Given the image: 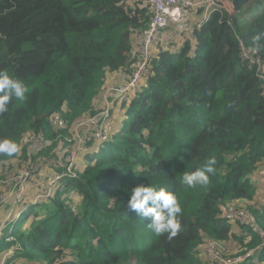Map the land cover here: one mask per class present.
Listing matches in <instances>:
<instances>
[{"label": "trees", "instance_id": "obj_1", "mask_svg": "<svg viewBox=\"0 0 264 264\" xmlns=\"http://www.w3.org/2000/svg\"><path fill=\"white\" fill-rule=\"evenodd\" d=\"M229 2L231 26L212 14L194 29L192 46L166 44L170 30H161L171 26L160 29L146 75L127 87L142 61L146 0H0V71L28 88L23 102L13 97L0 114V138L21 149L0 155V183L15 159L13 178L50 160V171L61 172L65 159L57 156L74 147V125L105 110L113 119L107 141H89L52 196L18 218L3 217L0 262L16 245L5 264H213L198 249L210 237L229 248L226 258L249 254L241 264H264L257 235L223 218L227 204L240 201L264 228V196L251 181L264 162V95L255 68L240 56L241 42L264 59V47L253 43L259 37L264 46V0ZM30 137L46 146L32 154ZM212 157L209 184L185 186L183 174ZM148 183L181 204L182 229L171 240L128 208L131 189Z\"/></svg>", "mask_w": 264, "mask_h": 264}, {"label": "built area", "instance_id": "obj_2", "mask_svg": "<svg viewBox=\"0 0 264 264\" xmlns=\"http://www.w3.org/2000/svg\"><path fill=\"white\" fill-rule=\"evenodd\" d=\"M151 7V17L144 29L143 33H139L138 37L140 40V55L142 61L137 67L136 72L128 83L127 87L137 85L142 76L146 75L147 67L146 62L151 49L152 41L158 31L169 24H175L181 20L183 27L180 30L182 41L192 43L194 36V29L199 28L203 22L210 19L213 13L218 12L220 14V22L228 26H231V16L233 14V7L228 0H146ZM199 10V20L194 24L186 22L183 18L185 11ZM227 14V19H224ZM223 18V19H222ZM240 56L245 59L249 67H254L257 77L262 83V93L264 95V63L258 57L256 52L251 49L245 48L240 42ZM264 60V59H263ZM127 87H121L120 91L125 90ZM54 123H57L61 128L65 127L58 115L51 117ZM113 125V119L108 115L105 110L99 114L91 116L86 119L78 121L73 127L72 139L74 147L70 150L67 155L66 162L64 164V171L62 173H50L43 174L39 170L38 164H31V168L23 167L16 176L10 177L11 185H8L5 192L1 193L0 188V207L5 201L9 199L13 200L10 206V212L12 213L15 209V200L36 202L39 199H43L52 196L57 183L65 175H72L71 172L75 166V159L79 152L87 149L88 142L93 140L96 142L107 141L111 128ZM28 148L32 154H36L41 151L46 143L41 139L30 137ZM63 154H59V158ZM37 165V166H36ZM39 176V177H38ZM255 177L264 182V162L256 171ZM34 180V183L31 182ZM20 212L17 211L15 216L18 218ZM223 218L237 222L240 225L251 230L260 239V244L264 245V228L260 227L256 222L251 212L243 206H229L223 211ZM204 256L213 261V264H239L243 261L247 255L240 254L235 257H225V253L228 251V247L222 243H218L211 238L206 240L204 245ZM18 247L15 245L7 254L17 250ZM6 254V255H7ZM5 255V256H6ZM4 256V257H5ZM0 264H5L1 261Z\"/></svg>", "mask_w": 264, "mask_h": 264}, {"label": "clouds", "instance_id": "obj_3", "mask_svg": "<svg viewBox=\"0 0 264 264\" xmlns=\"http://www.w3.org/2000/svg\"><path fill=\"white\" fill-rule=\"evenodd\" d=\"M233 13H234V10H233ZM199 15L200 13L198 12V18L196 19V22L199 20ZM193 19L195 18L193 17ZM204 23L205 22H203V24ZM259 39H260L259 37H256L253 40V43L257 49H259L260 47H264L258 43ZM170 41L171 40H169V42ZM171 42H173V46L175 48H178V43L180 42L186 43L187 41L177 40V41H171ZM193 42H194V36H193L192 43ZM27 92H28L27 86L20 79L10 76L8 72L0 71V114L6 113L8 111L10 99L14 97L17 101L23 102ZM20 150H21L20 145L14 139L7 138V137L0 138V155L11 157L19 153ZM60 153L63 154V156L60 158L65 159L64 151H60L58 153V156ZM64 164H65V161L62 164L63 170L61 172L59 171L57 172L41 171V172L47 175L50 173H62L64 171ZM215 165H216V160L214 157H212V158H209L202 167L197 168L194 171H190V172L186 171L182 176L183 184L187 186L188 188H195L197 186L208 185L210 182L209 174L215 173ZM255 179L257 178L255 177ZM128 208L129 210L134 211L139 217L148 219L150 221L148 222V227L157 236L167 234V238L171 240L173 237L177 236L178 233L182 229V225L179 219V216L182 213L181 204L178 200L177 195L174 194L169 189H167L166 187H162V186H159L156 184H150V183L140 184V185L133 187L131 189L130 198L128 200ZM245 208L248 209L247 207ZM16 210L21 212V209H16ZM203 255L204 254L202 253V250H201L199 257L203 258L204 260H207V258ZM245 255L248 256L249 254H245ZM4 256L3 258L6 257ZM243 261H241L239 264H241Z\"/></svg>", "mask_w": 264, "mask_h": 264}, {"label": "rangeland", "instance_id": "obj_4", "mask_svg": "<svg viewBox=\"0 0 264 264\" xmlns=\"http://www.w3.org/2000/svg\"><path fill=\"white\" fill-rule=\"evenodd\" d=\"M253 4H254V2H251L249 5L252 6ZM191 15H193V17H194L195 19L198 18V13H196V11H193V10H187V11H185L184 16H183V18L186 20V22H190V21H191V18H190ZM178 23H181L180 26H177ZM169 26H171V27H167V28H164L163 30H161V31H164L165 29H169V30H170V32H167V34H166V36H165L166 41H167V39H170L171 41H177V40H180L181 35H180V32H178L177 30H179V28L183 27L181 20L178 21V22L175 23V24H169ZM161 31H160V32H161ZM138 50H139L138 52L141 53L140 49H138ZM257 55H258V54H257ZM258 57H259V58L262 60V62L264 63V60H263L259 55H258ZM146 67H147V66H146ZM112 126H113V125H112ZM114 126H116V125H114ZM111 131H112V128H111ZM91 141H93V140H91ZM64 158H65V162H66V158H67V156H65ZM38 165H39V170H40V171H44V172L50 171V170L52 169V167L55 166V165H54V161H51V160L47 162V165H43V164H38ZM36 166H37V165H36ZM259 167H260V166H259ZM259 167H257L256 171L258 170ZM9 168H10V170L8 171L7 181H3V182L0 183V188L2 189V190H1V193L6 191V188H7V186H8V182H10V179H9V178H10V175L12 174L11 169H14L13 172H15L16 170H18V169L20 168V166L17 165V160H16V159L10 161ZM44 168H45V170H44ZM256 171H255V172H256ZM41 175L44 176V174H41ZM38 177H39V176H38ZM251 181H252L253 183H256V184H257L258 190L261 192V195L264 196V182H261V181H259L258 179H253L252 176H251ZM31 182L34 183V180H32ZM2 185H7V186L3 187ZM12 201H13V200H11V199H9V201H8V200L5 201V202L1 205L0 209L2 210V207H3V206L11 205L10 203H11ZM36 202H37V201H36ZM36 202H31V203H30L29 201H26V200H25V201H21V202H19V201L15 200V204H17V207L20 208V209H23L24 207H25V208H28V207L34 206V205L36 204ZM18 203H19V204H18ZM229 206H244V207H247V204H245V203H241L240 201H238V202L233 201V202H230V203L227 204V208H228ZM10 209H11V208H9L8 210H6V212H5V210H3V213L1 212L2 214H1L0 222L2 221L3 217H5L4 219H7V218L11 219V218H13V216L16 214L17 210H14V209H13L12 213H9V212H10ZM15 209H16V208H15ZM4 212H5V214H4ZM14 218H16V217H14ZM12 220H13V219H12ZM12 220H11V221H12ZM3 224H4V223H3ZM3 224H2V225H3ZM235 227H236V225H235ZM208 238H210V237H204V238H203V240H204L203 242H204V243L202 242L201 245H200V247H198V249H201V250H202V253H204V250H205L204 245H205L206 240H207ZM211 239H212V240H215V241H217V242L219 243V241H218L217 239H214V238H211ZM238 255H240V254H238ZM203 256H204V255H203ZM1 260L4 261L5 258H3V256H1Z\"/></svg>", "mask_w": 264, "mask_h": 264}, {"label": "crops", "instance_id": "obj_5", "mask_svg": "<svg viewBox=\"0 0 264 264\" xmlns=\"http://www.w3.org/2000/svg\"><path fill=\"white\" fill-rule=\"evenodd\" d=\"M191 23H195L196 22V19H191V21H190ZM162 35V34H161ZM165 36H166V34L164 35V40H165ZM169 40L170 39H167V41L165 40V42H166V44H167V42H169ZM181 43H183V42H180V43H178V46L181 44ZM189 46H192V44H194V42L193 43H190V42H188L187 43ZM76 197V196H75ZM3 213V211L0 209V219H1V214ZM5 212H6V210H5ZM5 212H4V214H5ZM2 220H4V219H2Z\"/></svg>", "mask_w": 264, "mask_h": 264}]
</instances>
